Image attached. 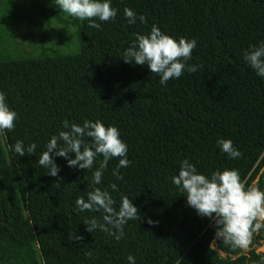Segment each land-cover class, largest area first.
I'll return each mask as SVG.
<instances>
[{"label": "trees", "instance_id": "trees-1", "mask_svg": "<svg viewBox=\"0 0 264 264\" xmlns=\"http://www.w3.org/2000/svg\"><path fill=\"white\" fill-rule=\"evenodd\" d=\"M111 7L115 18L97 20L95 29L52 0H0V92L18 117L0 136V264H127L128 254L136 264H264V252L246 256L215 239L213 221L187 206L170 179L187 158L205 175L236 169L245 189L264 191V79L243 60L249 45L264 41V0H111ZM126 7L145 22L129 24ZM25 15L47 28L26 46L16 36ZM153 24L196 40L186 62L196 72L161 86L146 65L122 60L135 34ZM65 119L119 130L130 161L119 169L121 180L112 175L119 158L109 159L98 185L91 172L100 156L85 170L55 157V177L37 164ZM217 138L230 139L240 157L227 158ZM17 139L36 151L16 156L5 145ZM94 187L109 191L114 209L121 195L137 207L120 239L85 230V219L103 222L102 211L74 210L75 199ZM254 235L264 240V229Z\"/></svg>", "mask_w": 264, "mask_h": 264}, {"label": "clouds", "instance_id": "clouds-1", "mask_svg": "<svg viewBox=\"0 0 264 264\" xmlns=\"http://www.w3.org/2000/svg\"><path fill=\"white\" fill-rule=\"evenodd\" d=\"M52 2L72 18L87 20V26L90 28L99 29L101 25L96 23L97 20L105 22L116 16V9L111 7V0ZM123 15L129 24L135 23L137 19L141 23L145 22L142 14L138 15L127 7L123 9ZM196 43L195 39L169 36L153 24L147 34H135L134 41L122 51L121 56L125 63L146 65L149 72L158 75L159 84L164 86L170 78L178 79L183 72L197 71L198 65L186 63L191 59ZM243 60L257 77L264 79V41L249 45L243 53ZM17 119V113L9 107L4 93L0 92V136H3L5 130L11 131ZM61 129L63 130L49 136L36 161L39 166L47 169L48 175L55 177L59 172L55 157L64 158L67 167L85 170L93 169L94 161L100 156L102 159L98 167L91 172V183L100 184L107 162L113 158L119 159L112 169V175L116 180L122 179L119 169L126 168L130 161L126 156L127 145L120 139V132L115 126L106 127L100 120L85 119L77 124L65 119L61 121ZM85 137L89 138L88 143L84 142ZM216 144L229 159H236L241 155L230 139L217 138ZM5 147L16 156L33 154L36 151L35 143L25 145L19 139L11 145L6 144ZM170 179L183 193L187 206L195 210L198 216L213 221L215 239L247 254L253 235L264 229V191L255 185L245 189L236 169H217L205 175L198 172L196 166L187 158L179 161L177 174L172 175ZM108 188L116 191L117 185L111 183ZM114 203L108 190L94 187L87 193L86 199H75L74 210L102 211L103 222H98L95 217L85 219V230L91 233L99 229L114 239H120L122 227L128 220H136L138 212L127 196H120L118 209H114ZM74 238L81 239L79 236ZM86 255L90 256L91 253ZM125 259L127 264H136L135 257L131 254ZM261 259L264 260V257Z\"/></svg>", "mask_w": 264, "mask_h": 264}, {"label": "rangeland", "instance_id": "rangeland-1", "mask_svg": "<svg viewBox=\"0 0 264 264\" xmlns=\"http://www.w3.org/2000/svg\"><path fill=\"white\" fill-rule=\"evenodd\" d=\"M24 21H17V29L18 33L17 37V43H24L25 46L28 45V43L38 42L42 36H44L47 33L46 25H40L39 22L36 19L28 18L27 15L24 16ZM59 31L62 32L63 29L59 28ZM24 35V36H23ZM23 37L25 40L24 42L21 40L20 37ZM255 235L252 237V244L249 247V251L253 250L255 253H261L264 252V240H258L254 241ZM248 251V252H249ZM245 254L246 256L248 255Z\"/></svg>", "mask_w": 264, "mask_h": 264}]
</instances>
